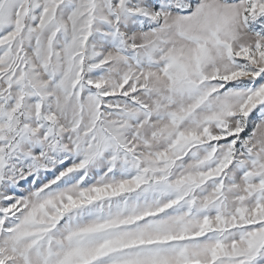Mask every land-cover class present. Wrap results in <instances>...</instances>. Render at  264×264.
<instances>
[{
    "label": "snow or ice",
    "instance_id": "6c2138e0",
    "mask_svg": "<svg viewBox=\"0 0 264 264\" xmlns=\"http://www.w3.org/2000/svg\"><path fill=\"white\" fill-rule=\"evenodd\" d=\"M0 264H264V0H0Z\"/></svg>",
    "mask_w": 264,
    "mask_h": 264
}]
</instances>
